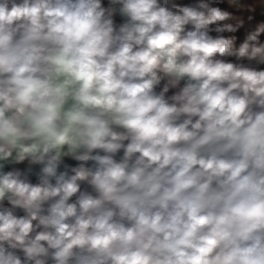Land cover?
Masks as SVG:
<instances>
[{"label":"clouds","instance_id":"1","mask_svg":"<svg viewBox=\"0 0 264 264\" xmlns=\"http://www.w3.org/2000/svg\"><path fill=\"white\" fill-rule=\"evenodd\" d=\"M0 264H264V0H0Z\"/></svg>","mask_w":264,"mask_h":264}]
</instances>
